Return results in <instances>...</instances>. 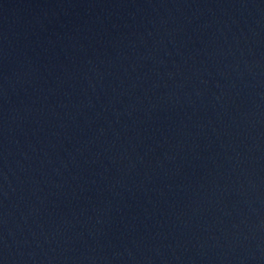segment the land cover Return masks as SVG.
<instances>
[{
  "label": "water",
  "instance_id": "95a60500",
  "mask_svg": "<svg viewBox=\"0 0 264 264\" xmlns=\"http://www.w3.org/2000/svg\"><path fill=\"white\" fill-rule=\"evenodd\" d=\"M0 264H264V0H0Z\"/></svg>",
  "mask_w": 264,
  "mask_h": 264
}]
</instances>
